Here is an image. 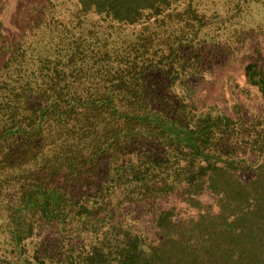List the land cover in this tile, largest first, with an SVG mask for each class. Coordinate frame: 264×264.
<instances>
[{
    "label": "trees",
    "instance_id": "obj_1",
    "mask_svg": "<svg viewBox=\"0 0 264 264\" xmlns=\"http://www.w3.org/2000/svg\"><path fill=\"white\" fill-rule=\"evenodd\" d=\"M68 1L0 45V264H264V115L197 96L253 4Z\"/></svg>",
    "mask_w": 264,
    "mask_h": 264
},
{
    "label": "rangeland",
    "instance_id": "obj_2",
    "mask_svg": "<svg viewBox=\"0 0 264 264\" xmlns=\"http://www.w3.org/2000/svg\"><path fill=\"white\" fill-rule=\"evenodd\" d=\"M63 1L66 6L58 7L59 11H64V8L67 11L68 5L70 6L68 0ZM198 1L209 12L214 10L218 11V15H229L237 0ZM248 1L253 4L254 14L253 18H249L245 23L242 21L239 26H236L239 40L235 36L227 37V34H222L224 26H228L229 23L223 24L217 21L216 27L210 29L208 38H213L214 36L211 35H215L216 30L219 31L218 36L221 38L224 36V46L229 45V50L225 47L223 49L222 41H218L221 42L220 46L213 48L211 52L208 51V59L204 61L205 68L200 78L197 96L200 97L198 105L201 108L209 105L216 106L233 118L243 114L249 121L255 116L264 115V97L254 87L246 84L244 70L246 63L257 58L264 72V10L258 8L257 0H241L242 3H248ZM45 7H48V0H0V45L12 39L14 35L22 33L19 30L25 25L26 18ZM235 31L231 30L229 34ZM255 158L247 155L249 161ZM211 201L212 198L209 197L203 199V202ZM168 204L182 206L183 211L186 208L175 198H169L162 203L164 206Z\"/></svg>",
    "mask_w": 264,
    "mask_h": 264
}]
</instances>
